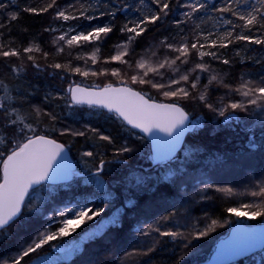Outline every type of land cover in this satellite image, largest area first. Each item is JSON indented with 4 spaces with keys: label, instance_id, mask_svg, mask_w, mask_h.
I'll use <instances>...</instances> for the list:
<instances>
[{
    "label": "snow or ice",
    "instance_id": "snow-or-ice-1",
    "mask_svg": "<svg viewBox=\"0 0 264 264\" xmlns=\"http://www.w3.org/2000/svg\"><path fill=\"white\" fill-rule=\"evenodd\" d=\"M21 2L24 4L22 8L19 7ZM245 2L247 3V0ZM239 3L240 0H220L219 5L216 0H66L61 5L58 0H50L43 6L40 4L33 6L28 0H8V2L0 0V36L5 30L13 27L12 22L22 18V13L40 16L54 9L53 18L56 21H88V24L83 25L65 23L59 28L49 25L44 29L45 32H59L53 40L57 53H64L65 48L80 49L74 59L85 61L83 69L73 64L71 60L67 63L54 61L44 66L36 63L32 55H28L27 60L33 61L32 67L38 72L51 68L58 74L63 73L60 75L61 80L68 76L95 77L110 74L112 77L120 78L119 84L83 87L81 83L70 80L61 94L46 93L45 101L49 99L62 101L69 109L87 107L92 110L90 114L106 113L108 119L119 121L130 134L131 130H138L135 133L138 138H143L139 135L142 133L153 141L156 146L155 159L163 164L165 161L177 159L176 153L185 133L190 130L195 133L203 126L199 117L190 119V114L182 101H199L210 112L226 119L236 116L237 112L255 115L261 127H264V72L259 74L258 79L242 81L235 89L225 84L224 87L238 93L241 99H231L220 107L210 102L206 87L198 95L193 94L200 81V76H193V73L210 72V61L213 60L223 65L232 63L230 59L222 58L219 49L228 48L229 44L238 41L264 45V0H255L250 5V10L245 12L238 11ZM10 6H16L18 10L9 11ZM209 13L218 14L220 22L230 28H225L219 34L201 29L198 22L207 18ZM170 16L173 17L170 22V34L159 40V47L166 54L157 59L144 57L135 61L124 59L134 54L133 46L138 38L149 31H159L163 24L169 23ZM225 16L234 17L235 20L226 19ZM92 21L99 22L93 24ZM235 21L242 23L237 24ZM237 28L241 31L237 32ZM115 31H118L123 39L114 45L117 49L116 54L106 58L103 63L116 62L127 65L131 72L124 73L119 67L97 70L87 66L88 60H91L93 65L97 63L100 46L109 38V34ZM245 31L248 34H244ZM188 33H191V38H188ZM87 45H92L91 55L85 52ZM34 50L41 51L39 46L35 49L33 47L22 49L23 53H32ZM48 55L47 52L43 53L45 60ZM157 55L156 51L151 52V57ZM0 57L20 59L21 51L3 43L0 44ZM206 57L208 60H205ZM188 64L192 65L191 69L181 71V66ZM21 67L11 68V71L19 76L18 84L26 79L20 74ZM169 71L173 75L168 76ZM125 76L130 79L132 85H147L171 102H157L148 92L138 91L130 86ZM219 79L217 75L212 74L209 83ZM30 88L29 84L9 89L0 78V92L3 93L0 95V246L12 240L14 225L23 227L28 232V238L18 242L16 255L9 257L11 264H21L22 261L28 264L25 258L30 259L32 253H36L50 241L72 235L81 225L94 221L96 217H101L103 220L102 214L106 212V207L103 205L111 207V202L119 198L115 191L117 187L124 193L122 206L134 210V201L127 195L129 192L156 191L162 181L175 185L173 176L182 175L187 166L193 162V154L200 151L198 146L193 145L186 152L176 171L168 170L163 175H153L151 169L145 171L143 166L135 167L127 164L131 154L136 151L131 144L125 142L115 146L116 141L112 136L90 125H85L82 129L61 128L59 129L61 136L81 137L93 142L92 150H84L81 156L88 158L84 160L86 167L84 183L94 185L95 190L79 199L67 202L64 207L52 209V215L47 219V226L35 227L34 221L38 213L32 204L31 193L39 191L48 182L66 180L78 173L72 170L66 146L52 138L47 131L43 133L39 131L36 118H33V111L29 110L28 89ZM34 113L35 117L43 116L52 122L49 126L50 131H57L55 121L58 120V116L53 111L35 107ZM244 130L252 132L251 128ZM106 145L113 146L111 160L105 157ZM245 147L250 150L257 148L253 136L249 137ZM162 152L168 153L166 158H162ZM113 163L121 166V176L110 189L105 185L102 176L114 173V169L109 167ZM89 164L92 165L91 168L87 167ZM209 189L224 194L233 192L230 187H215L212 183H207L202 191ZM250 195L264 198V184L259 185L257 190L251 191ZM202 199L211 200L212 197L204 196ZM97 202L100 206L93 207ZM226 211L236 217L247 216L253 220L264 217V199H261L259 204L242 203L239 206L228 207ZM122 215L121 208H116L106 223L96 220L95 224L89 225L91 231L85 229V233L89 239L94 238L104 232L106 224L120 225ZM170 218L171 214L162 216L157 224L166 222ZM217 224L216 220H211V223L204 228H196L193 225V230L187 234L179 230H165L159 226H150V230L159 237L171 238L173 241L183 239L185 241L183 247L187 249L194 247L193 239L206 238L215 231ZM30 228L34 230L29 231ZM137 231L142 235H149V232L144 231L142 227ZM252 231L247 228L237 229V233ZM120 238L124 239L123 236ZM252 246L254 241L251 239L240 241L231 254L240 255L250 250ZM78 247L79 245L74 243L65 251L72 252ZM152 251L155 249L149 247L148 252ZM148 252L145 255H148ZM184 259L182 253L174 264H180ZM37 264L43 262L38 261Z\"/></svg>",
    "mask_w": 264,
    "mask_h": 264
},
{
    "label": "trees",
    "instance_id": "trees-1",
    "mask_svg": "<svg viewBox=\"0 0 264 264\" xmlns=\"http://www.w3.org/2000/svg\"><path fill=\"white\" fill-rule=\"evenodd\" d=\"M8 2V0H4ZM50 0H28L33 6L44 3H49ZM66 0H58V3L63 5ZM255 0H240L238 11L245 12L250 10V5ZM219 5L220 0H216ZM24 4L19 3V7ZM236 5H234L235 7ZM16 6H10L9 11H16ZM54 9H50L48 13L40 16H35L27 13H22L17 21L12 22L13 27L5 30L0 36V44L6 43L9 47H14L21 51V58L9 57L7 59L0 57V78L4 80L9 89L21 85H31L29 92V110L33 111V118H36L38 129L42 133L47 131L48 134L63 143L69 150V153L74 160L75 170L74 177L65 184L48 185L41 188L37 192H32L31 199L33 206L37 209V219L34 221L35 227L43 228L47 226V219L52 215L51 210L57 207H64L67 202L73 199H79L84 194L92 193L95 190L94 185L84 183V174L86 167L81 153L84 150H92L93 142L85 138L75 137L70 135L59 134L61 128L82 129L85 125L97 127L106 135L112 136L116 145L119 146L125 142L131 144L135 148V152L131 154V158L127 160L128 165L141 167L147 170H152L153 175H163L168 170L176 171L180 162L183 161L186 152L193 146L199 147L200 151L193 154V162L190 163L182 175L173 176L176 184L173 185L168 181H162L159 189L156 191H140L129 192L127 195L134 201V210L124 208V193L122 189L116 188L118 199L111 202L106 207V212L101 217H96L94 221L86 222L81 225L75 233L68 237H58L54 241H50L48 245L31 254V258H25L28 264H33L39 258L51 254H57L56 248L61 244L65 245L73 239V242L81 243L79 252L65 260L53 262L51 264H174L175 260L183 253L185 259L180 261V264H204L209 260L212 253L215 251L217 242L229 234V231L238 224L249 227L264 224V217L250 219L249 217H236L226 211L228 207L239 206L242 203L259 204V197H252L251 191L257 190L258 186L264 184V127H261L257 116L248 115L244 112H237L236 118L230 117L226 121L225 117H220L216 113L210 112L199 101H182L186 110L189 112L191 119L199 117L202 122V127L193 133L191 131L187 138L183 150L178 154L175 161H169L157 167H151L152 153L150 142L144 134H139L143 138H138L135 134L138 130L126 131L121 123L115 119H108L106 113L104 115L90 114L92 110L87 107L69 109L62 101H45L46 93L59 95L67 87L70 80H75L83 86L90 85L103 86L108 83L119 84L120 78L108 75H99L81 77L68 76L61 80L60 75L51 68H46L44 71H37L32 67L33 61L27 60L28 55L35 58V62L44 66L46 63L54 61H63L67 63L69 60L73 64L85 67L84 60H75L74 57L80 49H67L64 53L56 52L53 44V32H45L44 29L51 25L53 28H59L65 24L63 21H56L53 18ZM226 19L234 17L225 16ZM173 17H169V23L163 24L159 31H149L144 36L137 39L133 46L135 52L129 59L135 61L144 58L157 59L163 54H166L159 47V40L165 35H169L170 22ZM99 21H92L95 24ZM237 24L242 22L235 21ZM81 25L88 24V21H69L67 24ZM200 28L205 31L219 34L225 28H230L228 25H223L220 22L218 14L209 13L207 18L198 22ZM154 27V26H150ZM237 32L241 29L237 28ZM244 34H248L246 31ZM188 38H191V33H188ZM123 39L118 31L109 34V38L100 46L101 50L98 54V60L95 65L91 60L87 61V66L97 70L101 68H116L124 70V73H130L127 65H121L116 62L109 64L103 61L111 55L116 54L117 49L114 47ZM39 46L41 51H33L32 53H23V47ZM92 45H87L85 52L91 55ZM156 51L157 57H151V52ZM222 58H228L232 61L230 65H223L219 61H210V72H196L193 76L199 75L200 81L197 89L193 90L194 95L207 90L210 102L216 107L226 104L231 99L240 100L238 93L229 91L224 87L225 84L230 85L235 89L240 86L242 81L254 80L259 78V74L264 72V45H252L247 41H238L229 44L228 48L218 50ZM49 53L45 60L43 53ZM71 53V55H69ZM205 60H208L206 57ZM22 65V67H21ZM13 67H21L20 74L26 79L18 84L19 76L11 71ZM191 64L182 65L181 71L190 70ZM215 74L220 79L209 83L210 75ZM168 76L173 75L171 71ZM126 82L138 91H146L152 95L157 102H171L155 89H151L147 85H132L130 79L124 77ZM3 93L0 92V95ZM11 94V93H10ZM223 98V100L221 99ZM41 107L45 111H53L58 120L55 121L57 131H50L51 121L47 118L35 117L34 108ZM227 115V113H226ZM235 129L234 131L232 129ZM245 128H251L252 132L245 131ZM253 136L257 148L250 150L245 147L249 137ZM102 143V142H97ZM107 151L104 153L109 160L112 159V145H106ZM251 153V155H249ZM211 161V163H210ZM87 167L91 168L89 164ZM109 167L114 169L112 175H103L102 179L106 186L113 188L114 182H117L121 176V166L113 163ZM207 183H212L215 187L232 188L230 194L218 193L214 189L202 191ZM38 194L39 196L32 197ZM204 196H211V200L202 199ZM100 206L99 202L93 207ZM133 207V206H130ZM116 208H121L123 215L121 216L120 225L108 224L104 232L98 234L94 238L84 240L87 235L85 229H89V225L95 224L96 220L101 223L109 220L114 214ZM171 218L166 222H161L162 216ZM211 220L218 222L215 231L211 232L206 238L199 240L193 239L192 245L185 249L183 239L173 241L171 238L159 237L157 233L150 230V226H159L165 230H179L187 234L193 230V225L196 228H204ZM143 228L149 232V235H142L138 228ZM34 229L30 228L29 231ZM91 231V229H89ZM13 238L6 241L0 246V264H11L9 257L16 255L18 242L28 238V232L23 227L18 225L13 226ZM134 233V235H130ZM123 236L124 239L120 237ZM149 247L155 251L148 252ZM148 252V255L145 253ZM56 256V255H55ZM21 264H24L22 261ZM232 264H264V249L253 254L250 257L242 259Z\"/></svg>",
    "mask_w": 264,
    "mask_h": 264
},
{
    "label": "water",
    "instance_id": "water-1",
    "mask_svg": "<svg viewBox=\"0 0 264 264\" xmlns=\"http://www.w3.org/2000/svg\"><path fill=\"white\" fill-rule=\"evenodd\" d=\"M83 86V85H82ZM83 87H87V86H83ZM235 118V116H233ZM191 119V117H190ZM229 118L226 119V121ZM192 130H190L189 132L185 133L184 137L182 138V143L180 148L178 149L177 153H176V157L178 156V154L183 150V147L185 145L186 142V138L188 136V134L191 132ZM147 137V136H146ZM147 139L150 142V147H151V153H152V164L151 167H157L159 165H162L159 161H157L155 159L156 157V146L154 145L153 141L147 137ZM59 142V141H58ZM61 143V142H60ZM66 149L68 150V148L66 147ZM168 155L167 152H162L161 156L162 158H166V156ZM68 159L71 162L72 165V170L74 172L75 170V163L74 160L72 159L69 150H68ZM169 161H165L164 163H167ZM72 177V176H71ZM71 177L69 179H61V180H57L55 183L52 182H48V185H61V184H65L68 183L71 180ZM238 228H247V229H251L253 230L251 233L248 232H241V233H237V229ZM253 240L254 241V246H252L250 248V250L243 252L240 255H232V250L233 248L240 242V241H247V240ZM223 245V249H221V246ZM264 249V224H260V225H255L252 227L246 226V225H242V224H238L235 225L230 231L229 234L224 237L223 239L219 240L215 246V251L212 253L211 257L209 258V260L207 262H205L204 264H232L235 263L237 261H240L242 259H245L247 257L252 256L253 254L261 251Z\"/></svg>",
    "mask_w": 264,
    "mask_h": 264
},
{
    "label": "rangeland",
    "instance_id": "rangeland-1",
    "mask_svg": "<svg viewBox=\"0 0 264 264\" xmlns=\"http://www.w3.org/2000/svg\"><path fill=\"white\" fill-rule=\"evenodd\" d=\"M53 34H54L53 37L55 38V36H57L59 34V32L58 31L57 32H53ZM73 49H75V48H73ZM73 177H74V175H72L71 179ZM35 196L37 197L39 195L36 194V195H33L32 197L34 198ZM107 221L108 220H106V221H104L102 223H106ZM107 225L108 224H106V226ZM87 239H89L88 236H86L84 238V240H87ZM74 243L77 244V242H73V239H72V240H70V242L68 244H65V245L61 244L59 247L56 248V252H58L59 254H62L63 255L62 257L61 256H58L57 254H54V255L48 254V255H45V256L39 258L33 264H37L38 261H42L43 264H51L53 262H57V261H61V260H65V259H68L70 257H73L74 255H76L79 252V250L81 248V243H78L79 247L75 251L67 252V251H65V249L68 248L69 245L74 244Z\"/></svg>",
    "mask_w": 264,
    "mask_h": 264
},
{
    "label": "bare ground",
    "instance_id": "bare-ground-1",
    "mask_svg": "<svg viewBox=\"0 0 264 264\" xmlns=\"http://www.w3.org/2000/svg\"><path fill=\"white\" fill-rule=\"evenodd\" d=\"M236 118V117H235ZM229 120V119H228Z\"/></svg>",
    "mask_w": 264,
    "mask_h": 264
}]
</instances>
